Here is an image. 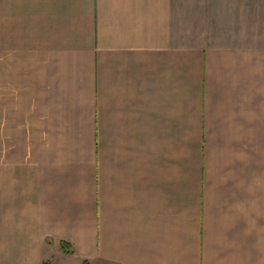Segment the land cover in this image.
I'll return each mask as SVG.
<instances>
[{"label":"crops","instance_id":"crops-1","mask_svg":"<svg viewBox=\"0 0 264 264\" xmlns=\"http://www.w3.org/2000/svg\"><path fill=\"white\" fill-rule=\"evenodd\" d=\"M248 5L0 0V264H264Z\"/></svg>","mask_w":264,"mask_h":264},{"label":"rangeland","instance_id":"rangeland-1","mask_svg":"<svg viewBox=\"0 0 264 264\" xmlns=\"http://www.w3.org/2000/svg\"><path fill=\"white\" fill-rule=\"evenodd\" d=\"M187 1H191V2L198 1V2H202V3H206V4H208V2H209V0H187ZM244 1H246L249 4L247 7L248 8L247 12L249 14V22H247V24H248V28L250 30V35H251V32L253 31V28H254L253 24H250L251 23L250 21L252 18H256L259 20V26L257 25V27L260 31L261 30L264 31V0H244ZM244 4H246V3H244ZM238 7H242L241 2L238 5Z\"/></svg>","mask_w":264,"mask_h":264}]
</instances>
